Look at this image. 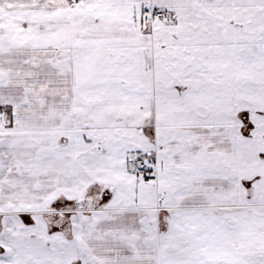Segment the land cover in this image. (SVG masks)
<instances>
[{"label":"snow or ice","instance_id":"snow-or-ice-1","mask_svg":"<svg viewBox=\"0 0 264 264\" xmlns=\"http://www.w3.org/2000/svg\"><path fill=\"white\" fill-rule=\"evenodd\" d=\"M0 264H264V0H0Z\"/></svg>","mask_w":264,"mask_h":264}]
</instances>
